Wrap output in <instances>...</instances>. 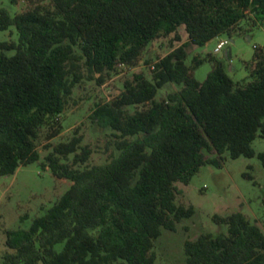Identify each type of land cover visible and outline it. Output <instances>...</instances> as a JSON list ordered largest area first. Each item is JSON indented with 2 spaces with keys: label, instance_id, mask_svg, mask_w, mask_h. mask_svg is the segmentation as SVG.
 <instances>
[{
  "label": "trees",
  "instance_id": "16d2710c",
  "mask_svg": "<svg viewBox=\"0 0 264 264\" xmlns=\"http://www.w3.org/2000/svg\"><path fill=\"white\" fill-rule=\"evenodd\" d=\"M29 1L14 14L0 6V29L17 31V41L0 42V175L39 162L71 185L28 228L5 231L9 251L0 264H155L154 240L194 213L176 203L174 183L187 184L225 152L251 157L254 138L264 139V51L254 46L245 64L248 80H232L215 61L198 81L195 67L211 56L187 63L186 46L230 37L249 14L264 28V0ZM182 25L187 41L154 62L151 78L134 74L115 98L93 108V121L115 137L116 155L79 167L91 149L73 136L42 162L38 131L48 125L49 137L59 132L83 67L101 75L117 64L133 65L152 40L178 39ZM9 49L14 53L6 54ZM168 83L179 89L156 98ZM131 105L143 107L129 111ZM257 157L264 167V151ZM213 218L226 232L184 240L186 264H264L262 229L240 211Z\"/></svg>",
  "mask_w": 264,
  "mask_h": 264
},
{
  "label": "rangeland",
  "instance_id": "374dc122",
  "mask_svg": "<svg viewBox=\"0 0 264 264\" xmlns=\"http://www.w3.org/2000/svg\"><path fill=\"white\" fill-rule=\"evenodd\" d=\"M41 3L46 4L47 1ZM31 5L29 0H15L14 3L11 0H0V6L11 14ZM253 23L254 17L249 14L235 26V31L239 32L230 37L220 34L204 45H187V63L191 62L193 56H211L195 67L194 78L203 81L215 61H220L232 80H248L245 64L251 61L254 46L264 51V28L261 24ZM177 35L178 39L170 34L152 40L133 65L117 64L113 70L104 71L101 75L89 73L83 67L82 78L74 86L60 114L59 132L49 137L53 129L48 125H42L38 131L35 145L42 162H45L44 157L55 144L68 141L73 136H79L80 145L91 149L89 158L79 167L101 164L116 155L115 137L111 129L100 127L93 121V108L97 103L115 98L124 89V82L131 80L134 74L142 73L151 78L154 62L187 41L183 25L178 27ZM220 39H228L229 43L215 53L213 49ZM2 41H17L14 26L0 29V42ZM225 49L228 55L225 54ZM5 53L11 55L14 50H5ZM178 89V85L168 83L158 90L156 98H162ZM142 107L131 105L126 108L134 111ZM251 146L255 152L251 157L242 155L230 158L225 152L222 159H218L213 150H203L206 158L216 157L218 165L205 163L187 184L174 183L176 203L191 205L194 213L178 222L174 231L163 230L154 240L152 251L155 264H186L184 240H193L201 233L215 235L226 232V224L214 219V215L223 217L240 211L264 232V167L257 157L259 152L264 151V139L256 136ZM71 158L70 155L64 161L70 163ZM70 185V180L56 177L47 166L43 168L39 162L22 165L13 174L0 175V262L2 254L9 251L5 245V231L28 228L32 219L51 206Z\"/></svg>",
  "mask_w": 264,
  "mask_h": 264
},
{
  "label": "built area",
  "instance_id": "2783aa9c",
  "mask_svg": "<svg viewBox=\"0 0 264 264\" xmlns=\"http://www.w3.org/2000/svg\"><path fill=\"white\" fill-rule=\"evenodd\" d=\"M228 43H229L228 39L218 40L214 49H213V52L217 53V52L221 51Z\"/></svg>",
  "mask_w": 264,
  "mask_h": 264
},
{
  "label": "crops",
  "instance_id": "0c3cea01",
  "mask_svg": "<svg viewBox=\"0 0 264 264\" xmlns=\"http://www.w3.org/2000/svg\"><path fill=\"white\" fill-rule=\"evenodd\" d=\"M224 51H225V54H227V50L225 49ZM227 55H228V54H227Z\"/></svg>",
  "mask_w": 264,
  "mask_h": 264
}]
</instances>
